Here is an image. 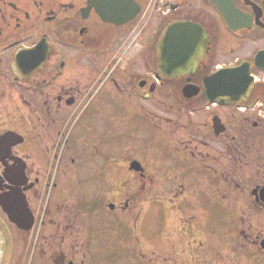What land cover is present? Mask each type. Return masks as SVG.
I'll return each instance as SVG.
<instances>
[{
	"label": "flooded vegetation",
	"instance_id": "flooded-vegetation-1",
	"mask_svg": "<svg viewBox=\"0 0 264 264\" xmlns=\"http://www.w3.org/2000/svg\"><path fill=\"white\" fill-rule=\"evenodd\" d=\"M133 3L136 15L117 25L92 0H0V198L13 211L0 210L14 235L3 264H161L162 252L200 264L185 219L166 218L165 203L108 204L115 228L104 234V202L86 197L93 184L119 179L107 172L119 148H104V85L125 117L149 104L145 116L164 145L215 175L227 204L222 218L235 224L231 263L264 264V0ZM189 36L192 47L180 46ZM242 65L253 79L247 88L215 97L220 80H206ZM189 85L198 93L192 99L184 96ZM97 101L99 137L91 121L72 125ZM28 214L29 231L10 221ZM170 225L181 235L171 246Z\"/></svg>",
	"mask_w": 264,
	"mask_h": 264
},
{
	"label": "rangeland",
	"instance_id": "rangeland-1",
	"mask_svg": "<svg viewBox=\"0 0 264 264\" xmlns=\"http://www.w3.org/2000/svg\"><path fill=\"white\" fill-rule=\"evenodd\" d=\"M101 97V100H104V148L110 145L119 148L115 152L119 162L113 163L107 172H115L119 179L118 184L111 181H104V186L96 187L93 184L92 190L89 188L86 191V197L91 201L102 199L104 202V209L100 212L103 219L102 228L107 230L104 234L111 236L115 228V223L108 221L112 218L111 212L106 210L108 204L119 206L134 199L142 202L140 207L147 209V204L152 202L153 207L159 209L164 208V204L160 203H165L166 218L174 221L185 219L181 222L183 226H180L187 229V242L194 253L198 254L196 257L201 258L200 264H233L229 245L235 224L227 218H222L227 204H223L220 187L214 180L215 175L211 176L206 172V167L186 159L183 155L180 156L181 154L176 155L164 145V139L158 136V129L145 117V113L150 109L149 104H141L144 108L140 107L138 110L140 116L132 118L133 116L128 114L125 117L124 109L112 96L109 87L104 88ZM155 99L159 100L157 97ZM99 106L101 103L98 101L91 105L81 119L72 120V125L76 121L80 127L82 123L91 121V133L99 137L102 124ZM128 118L130 120L127 121ZM220 148L225 146L221 144ZM133 161L144 167V176L149 179L144 184H141L140 180L134 181L129 172L128 166ZM55 196L57 198L58 194ZM0 215L3 216L1 210ZM94 215L92 211L91 217ZM199 226L200 235L196 231ZM0 228L3 230L1 226ZM169 228L174 235L180 233L176 226L170 225ZM191 229H195V234ZM180 238L181 235L177 240ZM167 239L170 246L175 244V239L169 232ZM166 247L170 250L168 245ZM238 255L239 253L237 257ZM158 260L161 264H183L180 255L175 252H162ZM239 261H242L241 256ZM247 263L248 260L243 259L241 264Z\"/></svg>",
	"mask_w": 264,
	"mask_h": 264
},
{
	"label": "water",
	"instance_id": "water-1",
	"mask_svg": "<svg viewBox=\"0 0 264 264\" xmlns=\"http://www.w3.org/2000/svg\"><path fill=\"white\" fill-rule=\"evenodd\" d=\"M96 1V6L100 12V14L103 16L104 15V20L107 22H115V19H112L110 17L116 18L117 16L120 15L121 16H129V14L131 12H129V9H127V6L131 4V0H104V11H103V0H95ZM127 16V17H128ZM125 21H128L127 18L125 19ZM123 23V22H121ZM165 42H168V37L164 40ZM221 74L217 75L220 76ZM213 78V77H212ZM221 79H229L228 80V86L221 87L220 91L217 92V95H221V96H228L231 95L233 93H237L240 92L242 89L245 88V81H246V76L244 75H233L232 72H227L225 75H221L220 76ZM233 79H239L238 82H233ZM212 80V79H211ZM191 88H187L185 89V94L188 97H192L190 96L188 93L190 92ZM132 171H136V172H140L142 171V168L140 166V164L138 163H134L131 167ZM0 203L4 209V211L6 213H10V209H8V205L5 204V202H3L0 199ZM25 218L27 219H23L21 221L18 220H14L12 219V221L16 224L19 225L20 228L22 229H29L30 225L32 224V219L30 214H28V216H26ZM31 223V224H30ZM5 249V238L4 235L2 234V232L0 231V256L3 254Z\"/></svg>",
	"mask_w": 264,
	"mask_h": 264
}]
</instances>
